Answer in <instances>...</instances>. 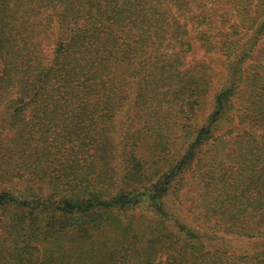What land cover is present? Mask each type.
<instances>
[{
	"label": "trees",
	"instance_id": "trees-1",
	"mask_svg": "<svg viewBox=\"0 0 264 264\" xmlns=\"http://www.w3.org/2000/svg\"><path fill=\"white\" fill-rule=\"evenodd\" d=\"M0 264H264V0H0Z\"/></svg>",
	"mask_w": 264,
	"mask_h": 264
},
{
	"label": "rangeland",
	"instance_id": "rangeland-1",
	"mask_svg": "<svg viewBox=\"0 0 264 264\" xmlns=\"http://www.w3.org/2000/svg\"><path fill=\"white\" fill-rule=\"evenodd\" d=\"M205 54V51L204 50H202V49H200L199 47H197L196 48V50H195V56L197 57V58H201V56L202 55H204ZM207 56H208V58L210 59V61H213V64L212 65H215L216 64V61H217V65H218V60L216 59V56H214V57H212V56H209L208 54H206ZM186 203H187V201H186ZM188 204V203H187ZM186 204V205H187ZM185 208L188 210V208L185 206ZM182 209V212H181V214H182V217H184V218H186L188 221H190V216H189V214L187 213V211L186 210H184L183 211V207L181 208ZM235 240H233L231 243L232 244H235V242H234ZM247 241H245L241 246H242V249L241 250H246V249H250L251 248V245H249V243L247 242Z\"/></svg>",
	"mask_w": 264,
	"mask_h": 264
}]
</instances>
